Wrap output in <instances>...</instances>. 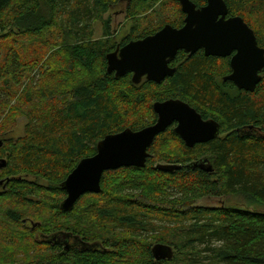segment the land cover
<instances>
[{"label": "trees", "instance_id": "16d2710c", "mask_svg": "<svg viewBox=\"0 0 264 264\" xmlns=\"http://www.w3.org/2000/svg\"><path fill=\"white\" fill-rule=\"evenodd\" d=\"M41 1L0 0V32L9 28L0 33V46L14 44L19 37H41L53 27L63 31L60 37L66 44L61 53L52 55L63 68L55 65L31 76L22 103L12 109L28 116L24 135L6 137L10 130L0 124V161L5 162L0 167V204L12 205L6 218L13 223L22 217L20 208L24 206L38 205L52 212L49 232L36 239L54 256L43 263L100 264L111 255L134 261V256L120 252L130 246L129 251H135L134 264H264V75L253 91L238 89L233 82L223 80L231 72L228 56H206L201 49L188 56L179 50L172 60L176 68L171 76L160 83L142 78L135 84L130 72L116 77L107 71L106 55L114 46L79 41L80 32L84 34L86 29L79 25L93 16L87 1ZM116 1L93 0V6L96 12L106 11ZM156 1L132 0V8L151 9ZM192 1L197 7L205 4V0ZM224 2L228 16H240L264 48V0ZM160 8H171L175 19L167 18L156 26L148 23L152 27L130 34L118 45L153 34L165 24L182 26L184 13L179 0H164ZM7 11L12 14L9 20L5 19ZM62 14H67L66 19H60ZM14 21L19 24L17 30L11 27ZM72 37L75 43L68 41ZM19 56L9 47L5 65L0 63V77L4 78L0 91L8 90L10 98L5 101L14 97L11 88L21 69ZM169 98L181 99L203 118L216 120L218 136L187 147L172 126L168 127L147 149L149 156L143 167L104 171L98 193L83 194L71 210L63 211L60 203L66 193L61 184L77 163L95 154L97 142L105 135L154 123L153 103ZM28 103L32 107L24 113L23 106ZM2 109L0 103V114ZM168 140L179 141L182 151L175 155L163 151ZM203 159L211 163L212 171L185 167ZM162 161L181 164L182 168L158 169L156 164ZM25 175L45 178L53 185L37 186ZM46 193L59 199L46 198L48 204L42 198L33 199ZM231 195L242 197L246 205L199 204L202 199ZM67 218L80 224L71 230V224L61 222ZM157 221L164 229L149 233L156 230ZM31 223L33 228L38 226ZM82 223L88 226L84 234ZM155 244L169 246L172 256L155 259ZM2 254L0 251V261Z\"/></svg>", "mask_w": 264, "mask_h": 264}, {"label": "water", "instance_id": "95a60500", "mask_svg": "<svg viewBox=\"0 0 264 264\" xmlns=\"http://www.w3.org/2000/svg\"><path fill=\"white\" fill-rule=\"evenodd\" d=\"M184 13L183 24L173 27L165 24L153 34L130 40L106 55L107 71L115 76L131 73V81L138 84L142 78L162 82L175 71L170 62L179 50L188 56L203 50L206 56L230 57L231 72L224 77L238 88L253 91L264 75V48L257 43L255 34L240 16H228L224 0H205L197 7L192 0H179ZM156 115L154 123L139 130H124L105 135L96 144L92 156L82 158L61 184L66 196L60 203L63 211L72 209L85 193H98L104 171L121 167H143L149 156L147 149L155 137L175 124L174 132L187 147L205 143L218 136L219 124L214 119L204 120L187 102L178 98L156 101L152 105ZM1 145V142H0ZM4 160L0 167H4ZM212 171L208 160L187 164ZM164 171L182 168L176 163H157ZM155 259H167L172 250L164 244L152 247Z\"/></svg>", "mask_w": 264, "mask_h": 264}, {"label": "rangeland", "instance_id": "374dc122", "mask_svg": "<svg viewBox=\"0 0 264 264\" xmlns=\"http://www.w3.org/2000/svg\"><path fill=\"white\" fill-rule=\"evenodd\" d=\"M85 1H87L88 8L93 13V16L89 21L88 19L84 20L79 25V28H81L82 26H85L86 28L84 34H81L82 32H80V36L82 38L79 41H83V43H86L88 41H103L108 43L110 46H114L115 49L117 48V46H119L118 44L121 42V40L128 37L130 34L135 35L137 34V32L149 26H156L163 20L166 21L167 18H170L172 21L175 19L176 15L175 11H173L171 8L163 10L160 8L164 0H157L153 4V7L147 10H143V8H141L140 6H135L132 8V0H117L116 3L110 4L109 8L106 11L100 10L97 12L94 8L95 6H93V0ZM130 7L131 11L129 12V14L127 10ZM41 10L43 11V7H41ZM66 17L67 14H62L60 16V19H66ZM10 18H12V14L7 11L5 19L9 20ZM148 23H151L152 26L148 25ZM17 24L18 23L16 21L11 23L12 29L17 30L15 28L17 27ZM106 26L108 27L107 31ZM65 27L68 28V26ZM7 31H9V28H6L0 33L4 34ZM49 31L50 32H42L41 37L32 39L19 37L18 42H15L14 44H6L7 48H14L17 52H19V59L22 63L21 69L19 71L17 70L16 74L18 80L14 81L15 83L11 88L14 97L10 101H5V99L7 98L10 99L8 97V90L1 89L0 91V103L3 106L2 113L0 114V124H5L4 128L10 130L9 132H6V137L18 138L24 135V128L26 122L28 121V116L26 117L25 114L13 112L12 109L22 103L21 100L24 93L23 91L27 86L31 84L29 82V78L35 75L37 77L40 74L41 70L48 69V67H54L56 65L59 66L60 69L63 68L59 63L55 62L56 58L52 57V55L56 52L61 53L62 48L66 45L63 44V42H65L63 41L64 38L60 37L63 31L60 30L59 27H53ZM68 41L74 43L76 42L74 39H68ZM6 46H0V63L4 61V65L5 56L7 53ZM2 65L3 64H0V76L2 74ZM3 79V77H0V83H2ZM38 83L39 82L36 81V85ZM41 83L44 84V82ZM29 107H32L30 103H28V105L26 106H23V112L26 113V111L30 109ZM161 149L163 151L168 150L165 152H169L175 155L178 154V152L182 151V145L179 141L168 140V142ZM162 163L164 162L162 161ZM25 178L28 181H31L37 186L41 187L47 188L49 185H53L51 182L42 177L25 175ZM0 191H2L1 185ZM50 195L51 194L48 193L43 195V197H39L36 195L35 197H33V199L35 201H41L42 198L45 204L50 203V200L48 201L46 200V198L52 199L53 201H57L59 199V197L53 198ZM87 199L92 198L88 197ZM199 204L208 206H216L218 204L231 206L246 205L243 198L237 195L226 196L223 198H206L200 200ZM11 206L12 205L8 203L0 204V251L2 253L4 252V254H2L3 261H0V264H38L41 262V264H44L43 261L48 260L51 257L54 258L53 254L49 250L45 249L46 247L44 245H41L39 240H36L40 238L41 233L49 232L48 228L51 226L49 225V223L53 216L52 212L49 209L42 210L38 205L26 207L24 206V208H20L22 217L17 223H13L6 218L7 211L12 209ZM22 219H26L28 222L23 224L21 221ZM61 220L62 223L71 224V230H73L75 225L80 224V222H76V219L72 220L70 218H67ZM30 221L38 224V226L33 228ZM164 225L166 226L167 224L164 223ZM81 228L84 230H81V233L84 234L88 226L86 223H82ZM155 229V231L149 233L157 234L164 229V226L162 223L157 221L155 222ZM4 235L6 236L4 237ZM149 238H152L151 235L149 236ZM150 246H152L151 243ZM131 248L132 247L129 246L127 250H122L120 252L123 255H127L126 257H128L129 255L134 256V261H130L128 258L120 259L115 255H111L105 257V260L100 264H134L135 251H129V249ZM70 258L68 257L67 259ZM54 262L59 261L54 260Z\"/></svg>", "mask_w": 264, "mask_h": 264}, {"label": "flooded vegetation", "instance_id": "af4514ba", "mask_svg": "<svg viewBox=\"0 0 264 264\" xmlns=\"http://www.w3.org/2000/svg\"><path fill=\"white\" fill-rule=\"evenodd\" d=\"M184 19V18H183ZM183 51V50H182ZM203 51V50H202ZM186 53V52H185ZM204 53V52H203ZM186 55H188L187 53H186ZM175 59V58H174ZM229 60H230V57H229ZM170 66L171 67H174V68H176V66H173V62L171 61L170 62ZM227 76V75H226ZM223 80H224V78H223ZM198 112V111H197ZM199 113V112H198ZM201 115V114H200ZM203 118V117H202ZM204 120H206V119H211V118H203ZM156 120V119H155ZM175 124L176 123H173L172 125H170L169 127H171L172 126V129H174V127H175ZM219 134V133H218ZM180 138V137H179ZM181 139V138H180ZM181 141L184 143V141L181 139ZM198 144V143H197ZM184 145H185V143H184ZM203 160H205V159H203ZM207 160V159H206ZM70 244V243H69Z\"/></svg>", "mask_w": 264, "mask_h": 264}]
</instances>
